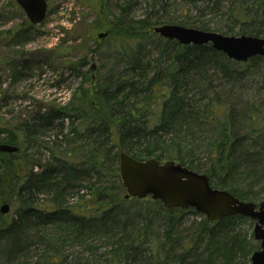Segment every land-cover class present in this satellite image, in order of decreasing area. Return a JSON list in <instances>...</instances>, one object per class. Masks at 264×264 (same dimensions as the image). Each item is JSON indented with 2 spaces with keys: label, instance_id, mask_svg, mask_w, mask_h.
Wrapping results in <instances>:
<instances>
[{
  "label": "trees",
  "instance_id": "obj_1",
  "mask_svg": "<svg viewBox=\"0 0 264 264\" xmlns=\"http://www.w3.org/2000/svg\"><path fill=\"white\" fill-rule=\"evenodd\" d=\"M111 1L100 0L95 19L83 26L107 35L81 47L72 67L79 83L67 102L0 126V144L18 148L0 152V206H10L0 213V264H249L259 246L242 227L246 218H202L181 229L183 215L195 211L124 198L118 155L173 160L241 201L264 200V111L247 104L238 120L212 100L201 105L210 68L232 77L264 57L237 63L210 44L160 37L153 28L174 24L172 0H116L114 10ZM188 1L221 9L218 0ZM227 14L238 35L264 37V0H231ZM187 24L221 29L204 21L179 25ZM89 54L103 55L94 79L83 70ZM195 144L206 157L194 154Z\"/></svg>",
  "mask_w": 264,
  "mask_h": 264
},
{
  "label": "rangeland",
  "instance_id": "obj_2",
  "mask_svg": "<svg viewBox=\"0 0 264 264\" xmlns=\"http://www.w3.org/2000/svg\"><path fill=\"white\" fill-rule=\"evenodd\" d=\"M46 1L47 12L44 20L28 29L30 23L21 8L16 3V8L12 7L11 4L9 5V0H0V126L2 127L17 125L28 120L39 109L43 111L50 105L67 102L72 89L79 83V78H75L72 67L85 52L81 47L87 45L88 48H93V37L99 40L97 35L102 33L85 32L83 27L95 19L100 0ZM245 1L253 3L256 0ZM116 2V0L108 2L109 9L114 10ZM230 2L231 0H218L221 9L214 11L215 9L206 8L204 2L193 4L188 0H172L173 10L169 16L174 24L204 21L211 27H221L218 33L239 36L240 26L233 23L227 14ZM141 13H143L141 9L136 11L137 15ZM188 25L186 27H190ZM226 25L233 26L234 30L227 32ZM89 57L90 54L88 64L83 68L84 71H87L92 64ZM99 58L102 59L103 55ZM100 59L94 56L93 63L97 69L103 62V59ZM209 75L208 96L201 99V105H206L212 100L219 107L218 112L232 110L238 120L247 104L257 105L264 111V59L253 62L246 66L243 72L233 74L232 77L224 76L215 68H210ZM200 98V95L195 94V100ZM46 136H49L50 140L53 139L52 132L47 133ZM196 144L194 154L200 158L206 157V151ZM42 153V158L46 157L45 153ZM202 218L205 217L199 213H185L181 229ZM246 219L242 227L252 231L254 222ZM68 253H71V250H68ZM83 257L88 256L84 254ZM88 263L95 264L91 261Z\"/></svg>",
  "mask_w": 264,
  "mask_h": 264
},
{
  "label": "water",
  "instance_id": "obj_3",
  "mask_svg": "<svg viewBox=\"0 0 264 264\" xmlns=\"http://www.w3.org/2000/svg\"><path fill=\"white\" fill-rule=\"evenodd\" d=\"M32 25L41 23L47 12L46 0H15ZM160 37L175 40L182 45H205L222 52L237 63L247 62L253 57H264V38L251 35L229 36L215 31H204L179 24H163L153 28ZM107 33H99V39ZM92 62L87 70L94 79L96 66ZM17 147L0 144V152L14 153ZM118 170L124 198L144 199L150 197L167 209H193L208 222L226 217L242 216L254 222L253 238L259 249L250 257V264H264V200L259 203L241 201L227 190L213 188L206 174L197 173L173 160L160 161L155 158L136 160L124 151L118 155ZM10 211L8 204L0 206V213Z\"/></svg>",
  "mask_w": 264,
  "mask_h": 264
},
{
  "label": "bare ground",
  "instance_id": "obj_4",
  "mask_svg": "<svg viewBox=\"0 0 264 264\" xmlns=\"http://www.w3.org/2000/svg\"><path fill=\"white\" fill-rule=\"evenodd\" d=\"M251 36H254V35H251ZM258 37H262V36H258ZM262 38H264V37H262ZM118 163H119V160H118Z\"/></svg>",
  "mask_w": 264,
  "mask_h": 264
}]
</instances>
